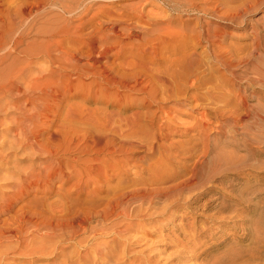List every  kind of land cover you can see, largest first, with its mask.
<instances>
[{
	"label": "rangeland",
	"instance_id": "374dc122",
	"mask_svg": "<svg viewBox=\"0 0 264 264\" xmlns=\"http://www.w3.org/2000/svg\"><path fill=\"white\" fill-rule=\"evenodd\" d=\"M59 1L65 3L73 2V7L76 8L79 6L89 7L91 5L90 15L83 20L84 22H81L79 17L85 13L86 8L80 7L73 17H70L59 9H37L38 0H0V18L8 13V11L18 10L20 5V8H25L24 10L26 11H33L32 15L25 21V25L20 30L19 36L25 43L32 44V46H36V48L45 43L46 39H48L46 35H50L55 30L73 27V33L80 29H83L85 34L93 33V36L88 40H79L80 38L73 36V45L80 49H87V45H85L87 41L92 44L104 43L110 48L117 50L122 48L121 56L126 58L129 63L132 62L129 66L140 75H145L144 73L153 66V59L150 58V52L153 48L155 51L159 52L157 53L158 55L160 54L159 57L165 69V66H167L171 60L175 59L178 54L183 52L184 49L188 51V49L195 47L198 43V39H195L199 32H202L203 36H206L209 29L216 30L220 27L228 28L236 35L232 40L239 45L240 48L238 50L240 52H236L237 57L239 56L241 59L242 55H246L247 53L246 56H243L244 58L242 57V60L248 59L249 56L252 60L251 65L254 64L252 65L253 67L258 66L257 68H260L259 70L255 67L253 68L252 66L241 64L238 68L236 67L235 75H233L231 71L221 70V73L226 74L228 78L235 82L239 88V93L241 96L244 95L243 97L245 99L249 100L248 104L253 110L252 116L249 119L250 121L247 119L244 122L230 124V126L228 125L230 128L226 127L223 134H218L213 131L210 132L207 137L199 132V129L194 128L196 127V122L201 118L200 114L203 113H206L207 117L212 121H216L214 118L216 113L215 110L207 108L208 106L214 107V105L206 100L201 102L203 103L202 107L209 104L206 105V107L195 109L194 112L191 108L187 109L185 106H182L186 103L184 97L178 99V103L174 99L168 100L164 102L168 108V116L160 118V113H157V111L152 112V109H149V103L144 100V95H133V103L136 98H140L138 102L134 103V107L140 112L136 139L144 146L139 154L141 157H147L144 166L151 164L153 158V161L162 164V169L164 171L173 173L176 170H180L185 174L190 170V167L194 166L196 160L202 157L204 158V166L200 172L201 179H195L193 184H196L194 186L197 188L194 186L188 187L183 195L180 196V198H183L178 199L179 196H177V198H172V202H175L174 204L172 203L173 206L170 201H165L166 199L157 200V206L155 205L154 209L148 210L150 213L155 209L157 211H154L152 215L148 214L150 218L147 215L145 216V212L147 211L146 208L149 206L148 204L136 203L130 206V218H123L117 221L121 224H119L118 230L121 231L122 234L125 233L123 232V227H128L129 233H126L127 235L124 234L126 237L114 235L112 233L111 235L109 233L103 235L104 237L98 238L97 242L95 240L92 244L86 245L85 248H78L76 245H73L74 247L72 246V248L67 246L68 249H66L65 254H70L72 252L78 253L81 256L83 255L85 260H88L86 264H95V259L101 260L100 256L98 257V255L94 253L100 248L99 244L103 247L106 243H110L112 247L116 246L122 249L124 242L119 240L121 237L122 240L126 241V238L132 235H140L145 236L147 243L150 242L151 245H146L145 240L140 243L141 245L139 244L135 248L134 254L136 252L139 254L141 250V255L137 257L140 258L143 257V250L146 252H144V256L151 250L152 256L158 258V260L160 259V263L158 261L159 264H165V261L168 262L166 264H182V262L183 264H263L264 85L262 84H264V0L260 2L258 7L248 13L245 19H242L243 21L233 26L217 20L212 15L210 16L192 10L191 8L193 5L198 4L197 0H110L108 3L91 2L88 4H86L87 2L82 3V0ZM199 5L204 7V5ZM94 15H97L98 19L90 21L87 25V21L92 19ZM131 15L137 16L134 17ZM116 19L117 21L118 19L122 21L114 28L112 21ZM102 20L104 25L98 23ZM85 22L86 24L80 27V25ZM133 22L137 25L135 26ZM245 27H247L246 32L243 31ZM232 40L230 39V41ZM201 44V50H204L205 47L208 46L206 37H204ZM257 44L260 46V51H258L259 54L255 53L256 56L253 57L255 55L253 49ZM249 49L252 50L254 55L252 53V55L250 54L251 56L248 55L249 53L246 51L250 52L251 50ZM143 50L146 52L145 54H142ZM209 61L213 62L214 60L204 57V63L207 64L206 75L209 77L211 76L210 78H213V81H215V78L220 76L221 73L211 70L208 67V65L211 64ZM10 63H13L16 67L14 74H18V70L25 67L33 73H36V71L41 68L48 67V64L42 57L33 59L31 63H27L24 59H15ZM156 65H159L158 61ZM208 70H210V72ZM1 78L2 76L0 75V79ZM90 82L91 80H85V84H90ZM258 84L259 86H257ZM260 84L263 87L260 86ZM88 89L90 88H82L79 83L73 81V89H69L68 94L60 92L56 95V101L59 105L56 103V107L52 109V112L47 111L42 118V123H44L38 129L42 135V144L38 148L30 146L27 143L21 144L20 142L23 141H20V139L14 136V133L9 130L16 126L14 125L15 118L18 114L20 115V111H18L17 108L15 109L16 102L22 97H20V95L18 97L17 94H2L0 92V204H2L4 200H8L7 198L10 196L13 198L16 196V190L21 186V183L28 175L30 176L33 172H35V174L41 173L46 175V173H44L45 169L51 164L54 165L55 170L62 171V176L54 181L55 190L59 187H62L64 190L73 189L75 184L87 179L84 177L86 175L83 173V170L89 168L92 169L91 187L89 189L94 190V187L103 188V190L106 189L107 180L110 179V175L113 173L108 169V164L111 163L105 161L104 155L96 153L93 140L95 135L89 133V130H86L85 126L88 127V125H92L94 130L105 133L104 124L109 114L108 112L113 110H108L103 104H87L83 98ZM91 89L94 91V88ZM158 89V96L167 99L168 97L164 91L165 89L161 86H158ZM102 91L101 98H106V89L104 87ZM202 92L200 93L201 95ZM180 101L183 103L180 104ZM193 104H197V102L194 101ZM89 111H92L90 112L92 116L90 119H92V121L90 124L84 125L82 121L88 116ZM152 113H156V115L153 116ZM150 116H152L151 119ZM169 118H171V120ZM153 121H162L163 124L165 123L164 125L167 131L164 130L167 133V139H162L160 133L151 128L150 125ZM112 122L113 125L116 124V126H114L117 128L122 125H120L117 118ZM236 124H238L239 127H237L238 125ZM250 128L251 130H249ZM259 133L261 134L259 135ZM195 142L198 146L190 150ZM82 148H86V152L84 150L81 151ZM53 155L57 156V162L53 161ZM130 157L136 156L133 155ZM214 157H216V159ZM127 168L130 169L131 172L127 175L124 171L122 175L126 183L134 177L137 178L134 174L138 172L137 168L130 166ZM80 169L83 170L79 173ZM186 169L189 170L186 172ZM138 173L140 174V171ZM218 174L221 177H217ZM187 176L182 180L187 179ZM209 178L210 181H206ZM214 178L215 180H213ZM43 180L44 182H41V185L46 187L47 179L44 178ZM182 180L176 179L169 184L174 186ZM204 180L205 187L202 183ZM198 185L201 186L198 187ZM219 187L222 189L220 190ZM198 188H200V190L204 189V191L200 192ZM36 190L38 189L31 191L32 193L29 195H25L24 202H19L17 207L31 200L36 204V207L41 208L45 206L47 209L63 202L60 195L51 193V195L46 196L43 191L36 193ZM193 190L198 192L195 193ZM190 192L195 194H191ZM189 195L192 197H189ZM100 196L102 197V194H100ZM84 199L85 198H83V200ZM185 200H188V203H185ZM15 201L19 200L15 199ZM164 201L167 202V204ZM50 204L52 205L49 206ZM168 204L171 205L170 209H168L169 206L167 208ZM134 205L137 206L134 207ZM143 205L146 207L144 208ZM221 207L224 208V213L221 214V217H233L232 219L224 220L226 224L213 222L211 220L212 218H210L211 216L217 215ZM163 210L167 212L164 213ZM161 212L164 213V216ZM138 214L139 216L141 215L140 217L138 216L139 219L137 217ZM237 216H239V218ZM122 223H124V225H122ZM131 223H133V225ZM241 225L245 227H241ZM93 226L95 227V224ZM196 228H203L206 235L204 239L190 246L189 244L191 242L187 237H189V232L193 233ZM105 236L107 237L105 238ZM99 240L101 242H99ZM114 240L116 242H114ZM173 240L175 244H179L180 247L177 245L175 246ZM10 244H5V248L16 246L15 243L10 242ZM177 247L179 248L178 250ZM142 248L144 249L142 250ZM180 248L183 249L181 250ZM231 250L232 253L230 252ZM181 254L182 258H180ZM162 256L164 258H162ZM170 256L173 257L170 259ZM165 257L167 260H165ZM133 261L134 260H132V262ZM52 262L53 261L45 260L40 262V264H51ZM18 263H23V261L17 260L16 264Z\"/></svg>",
	"mask_w": 264,
	"mask_h": 264
},
{
	"label": "bare ground",
	"instance_id": "6f19581e",
	"mask_svg": "<svg viewBox=\"0 0 264 264\" xmlns=\"http://www.w3.org/2000/svg\"><path fill=\"white\" fill-rule=\"evenodd\" d=\"M109 1L110 0H82V3H108ZM261 1L263 0H197L198 4H194L191 9L198 13H204L210 16L212 15L217 20L233 26L234 24H238L243 21L242 19H245V16L248 13L258 7ZM199 4L204 5V7ZM37 5V9L39 10H47L48 8L59 9L65 15L70 17H73V15L81 7L79 6L76 8L73 7V2L65 3L59 0H38ZM20 7L21 5L19 8ZM19 8L15 11H8V13L4 14V16L0 18V75L2 76L0 79V92L2 94H17L18 97L19 95L22 97L16 102L15 109L17 108V110L20 111V115L18 114L15 118L14 125L16 126L10 128V132L12 131L14 136L18 137L20 141H23L20 142L21 144L27 143L30 146H35L37 148L40 147L42 144V135L38 129L44 123H42L43 116L47 113V111L52 112V109L56 107V95L60 92L68 94L69 89H73V81H75L79 83L82 88H90L86 94H84V98L82 97L87 104H103L108 110H113L108 112L109 114L107 115V119L104 124L106 130L105 133H100L99 130H94L92 125H88V127L85 126V129L89 130V133L95 135L93 140L96 153L104 155L105 161L111 163L108 164V169H110L113 173L110 175V179L107 180L105 190L98 187H94V190L89 189L91 187L90 183L92 178V169L90 168L87 170L80 169L79 173L83 170V173L86 175L84 177L87 179L83 182H78L75 184L73 189L68 190H64L62 187L55 190L54 181L58 180L57 178L62 176V171L55 170L53 164L46 167L44 172L46 175L41 173L35 174V172L30 174V176L28 175L21 183V186L16 190V196L14 198L10 196L7 198L8 200H4L2 204H0V264H16L17 260L23 261V263L18 264H40V262L45 260L53 261L51 264H86L88 263V260H85L83 255L81 256L80 254L74 252L65 254L66 249H68L67 246L72 248L73 245H76L78 248H85L86 245L92 244L95 240L97 242L98 238L109 233L126 237V233H129L128 227H123L125 235L122 234L121 231L118 230L120 223L117 221L130 216V206L136 203L148 204L149 206L147 205L148 208H146L147 211L145 212V216H148V214L152 215L156 209L151 213L149 211L154 209L157 204V200L166 199L165 201H170L172 205V198H177V196H179L178 199L183 198H180V196L183 195L185 190L188 189V187L196 185L193 184L195 179H201L200 172L204 166V158L202 157H199V159L196 160L194 166L189 168L190 170L186 169V172L188 170L189 171L185 174H183L180 170H176L173 173L164 171L162 169V164L157 161H153L152 157V163L148 166H144L147 157L139 156L140 151L144 148V146L136 139L140 112L136 109V107H134V103L138 102L140 98H136L133 103L132 96L144 95V100L149 103V109H152V112L157 111V113H160V118L168 116V108L164 103L168 100L170 101L171 99H174L177 101L178 99L184 97L186 103L182 106H185L187 109L191 108L193 112L195 109L202 107L203 103L201 102L206 100L210 104L214 105V107L208 106L207 108L215 110L216 113L214 118L216 121H212L209 117H207L206 113H203L200 114L201 118L199 117L200 119L196 122V127L194 128L199 129V132L207 137L209 136V133L213 131L218 134H223L226 127L230 128V124L244 122L247 119L249 120L252 116L253 110L248 104L249 100L245 99L243 97L244 95L241 96L239 93V88L235 82L228 78L226 74L221 73V70L231 71L233 72V75H235L236 67L238 68L239 65L245 64L247 66H252L254 64L251 65L252 60L249 56L248 59L242 60L245 54L242 55L243 58L240 55L241 59L239 56L237 57L236 52L240 48L239 45L232 40L236 37V35L231 32L230 29L220 27L216 30L209 29L206 36H203L202 32H199L196 39L194 38L195 36L193 37L195 40L198 39V43L195 47L188 49V51H185L184 49L183 52L178 54L175 59L171 60V62L165 66V69L160 60V54L158 55L159 52L155 51L153 48L150 52V58L153 59V66L146 73H144L145 75H140L129 66L132 62L129 63L126 58L121 56L122 48L117 50L110 48L104 43L92 44L87 41L85 43V45H87V49L75 47V45H73V36L80 38L79 40H88L93 36V33L85 34L83 29L74 33L73 27L55 30L50 35H46L48 38L46 39V42L37 48L36 46H32V44L25 43L19 36V32L25 25V21L28 17L32 15L33 11H26L24 10L25 8ZM81 8H86L85 13L79 17L82 22L90 15L92 6H83ZM131 16L135 17L137 15ZM97 19V15H94L92 19L87 21V25L90 21ZM120 21L122 20L120 19ZM120 21L119 19L118 21L117 19L112 21L113 27L116 28L117 25L120 24ZM98 23H100V25H104L103 20ZM84 24H86V22L80 25V27L84 26ZM133 24H135V22H133ZM136 25L137 24H135V26ZM243 31L246 32L247 27H245ZM204 37H206L208 46H206L204 50H201V42H203ZM230 39L232 41H230ZM258 51H260V46L257 44L253 49V53L259 54ZM246 52L250 55L252 50L250 52ZM145 53L146 52L143 50L142 54ZM255 56L256 54L253 57ZM39 57L45 59V62L48 64L47 68H41L36 71V73H33L25 67L21 70L17 69L19 73L14 74L16 67L13 63H10L11 61L15 59H24L27 63H31L33 59ZM204 57L210 60L213 59V62L209 61L211 64L208 65V67L211 70L221 73V75L217 78L214 77L216 79H214L215 81H213V78H210L211 76L209 77L206 75L207 64L204 63ZM157 61L159 64L158 66L156 65ZM254 67L257 68L258 66ZM257 69L260 70V68ZM208 71L210 72V70ZM85 80H91L90 84H85ZM262 85L260 84V86ZM158 86L165 89L164 91L167 94V99L158 96ZM257 86H259V84ZM103 87L106 89V98H101ZM91 88H94V91H92L93 89ZM201 92L202 95L200 94ZM194 101L197 102V104H193ZM182 103L180 101V104ZM206 105L203 107H206ZM90 112L92 111H89L88 116L85 117L88 119L86 120L84 118L82 121L84 125L90 124L92 121V119H90L92 117ZM155 115L156 113L153 114V116ZM260 115L262 116L261 113ZM151 117L152 116H150V119ZM116 118L120 122V125L122 124L119 128L115 127L116 124H114V126L112 122ZM169 119L171 120V118ZM151 123V128L157 130L162 139H167V133L165 132L167 129H165V123L163 124L162 121H153ZM237 127H239V125ZM249 130H251V128ZM260 134L261 133H259V135ZM193 144L194 146H192L190 150L195 149V147L198 146L196 142ZM83 150L86 152L87 149L82 148L81 151ZM133 155L136 157H130ZM214 158L216 159V157ZM53 161H58L57 156L53 155ZM128 166L137 168L138 172L140 171V174L136 172L134 175H136L137 178L134 177L126 183V181L122 178V175L124 171L127 175L131 172V170L127 168ZM186 176L188 178L182 180ZM217 177L221 176L218 174ZM44 178L47 179L46 187L41 185V182H44ZM176 179H181L182 181L174 186L169 184ZM213 180H215V178ZM206 181H210V178ZM202 183L204 184L205 180L204 182L202 181ZM200 186L198 185V187ZM35 189H38L35 191L36 193L43 191L46 196L51 195V193L60 195L63 202L58 204L55 203L56 205L50 207L49 209L45 208L43 205L41 208L36 207V204L32 202V200L27 201L26 204H23L20 207H17L19 202H24L25 195H29L32 193L31 191ZM198 189L200 192L204 191V189ZM221 189L222 188H220V190ZM196 192L198 191H195V193ZM195 193L192 192L191 194ZM100 194H102V197ZM190 196L191 195H189V197ZM83 198L85 199L83 200ZM15 199L19 201H15ZM187 201L185 203H188ZM165 203L167 204V202ZM51 205L52 204L49 206ZM171 205L168 204L167 208L169 206L168 209H170ZM136 206L134 205V207ZM145 207L146 206H144V208ZM223 210L224 208L221 207L218 210L217 215L210 217L212 218L211 220L216 223L226 224V221L224 220L233 218L221 217V214L224 213ZM163 212L166 213L167 211L165 212V210H163ZM163 212H161L162 215L164 214ZM237 217L239 218V216ZM94 224L95 227L93 226ZM131 224L133 225V223ZM122 225H124V223H122ZM241 227L245 226L241 225ZM205 235L206 232L203 228H196L193 233L189 232V237L187 238L191 243L187 244L193 246L199 240L204 239ZM106 237L107 236H105V238ZM119 240L124 242L122 249L117 248L116 246L112 247L110 243V245L106 243L103 247L99 244L100 248H98L94 253L98 255V257L100 256L101 260L95 259V264L160 263V259L158 260V258L152 256L153 254H151V250L147 253L148 255L145 254L144 256L145 250L143 249L146 247L142 248L143 257L137 258L141 255V250L139 254L137 252L134 254L135 248L146 240L145 236L132 235L131 237L126 238V241L122 240V237ZM10 242L15 243L16 246L14 245L15 247L12 246L11 248H5V244H10ZM99 242L101 241L99 240ZM114 242L116 241L114 240ZM145 244L148 246L151 245L150 242L147 243V240L145 241ZM174 245L176 246L177 244L174 242ZM177 246L180 247L179 244ZM178 247L177 250L179 249ZM180 249L182 250L183 248ZM230 252L232 253V250ZM181 256L182 254L180 255V258H182ZM172 257L170 256V259ZM162 258L164 257L162 256ZM132 260L134 261L132 262ZM165 260H167L166 257ZM166 263L168 262L165 261V264Z\"/></svg>",
	"mask_w": 264,
	"mask_h": 264
}]
</instances>
